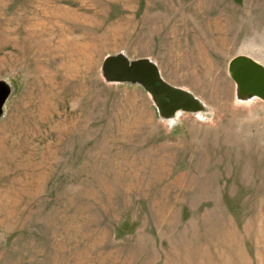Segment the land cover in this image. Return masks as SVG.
<instances>
[{"label": "rangeland", "instance_id": "rangeland-1", "mask_svg": "<svg viewBox=\"0 0 264 264\" xmlns=\"http://www.w3.org/2000/svg\"><path fill=\"white\" fill-rule=\"evenodd\" d=\"M147 59L162 116L107 57ZM264 0H0V264H264Z\"/></svg>", "mask_w": 264, "mask_h": 264}, {"label": "water", "instance_id": "water-1", "mask_svg": "<svg viewBox=\"0 0 264 264\" xmlns=\"http://www.w3.org/2000/svg\"><path fill=\"white\" fill-rule=\"evenodd\" d=\"M227 73L239 100L256 98L264 102V67L257 61L243 55L235 56L228 63ZM102 74L108 82L139 84L151 96L162 116L201 110L199 101L191 93L165 83L156 66L147 59L129 62L121 55L107 57L102 63ZM7 94L6 86L0 83V107Z\"/></svg>", "mask_w": 264, "mask_h": 264}]
</instances>
